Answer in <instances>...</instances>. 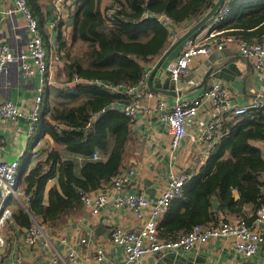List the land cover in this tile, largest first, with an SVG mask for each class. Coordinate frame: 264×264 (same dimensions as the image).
I'll return each mask as SVG.
<instances>
[{
    "label": "trees",
    "instance_id": "obj_1",
    "mask_svg": "<svg viewBox=\"0 0 264 264\" xmlns=\"http://www.w3.org/2000/svg\"><path fill=\"white\" fill-rule=\"evenodd\" d=\"M38 1L27 0V3L46 43L43 30L46 15ZM112 1L121 6L112 25L103 17L102 0L74 4L71 39L65 38L66 31L62 30L66 22L59 21L55 42L59 53H65L62 58L64 83L79 77L114 85H138L145 76L142 63L161 57L171 43L168 28L157 16L165 15L183 24L201 19L215 6V0ZM231 15L220 27L226 31V36L264 41V0L237 2ZM78 43L85 45L84 52L76 53L73 46ZM44 95L47 102L42 108V128L57 144L65 147L64 152L70 157L52 150L46 160L37 163L27 175H21L20 169L19 185L33 198L28 211L21 205L15 207L13 219L6 228L8 247L10 234L30 226L29 213L41 218L49 227H58L64 219L77 215L83 208L82 192L103 189L124 171L126 146L132 139L131 120L115 109L131 103L130 98L88 85H78L71 90L47 86ZM235 118L224 127L226 132L220 149L209 157L205 171L192 175L184 188L181 198L184 212L160 223L159 231L164 239L196 225H216L222 212L247 219L248 206L253 207L255 214L264 203V156L259 145H264V110ZM95 154L101 158L94 160ZM79 160H84L80 175L77 174ZM55 177L58 185L49 191L48 204H45L47 184ZM234 192L239 194L238 200Z\"/></svg>",
    "mask_w": 264,
    "mask_h": 264
},
{
    "label": "built area",
    "instance_id": "obj_2",
    "mask_svg": "<svg viewBox=\"0 0 264 264\" xmlns=\"http://www.w3.org/2000/svg\"><path fill=\"white\" fill-rule=\"evenodd\" d=\"M4 1L7 5L4 14L9 17L21 15L25 21L29 39L25 52L15 53L9 45L0 47V75H3L9 68L19 66L23 81L31 83L37 75H40L42 86L33 100L29 114H26L22 107L6 100L0 105V120L15 122L20 118H27L29 120V137H32L41 122L44 90L47 86H54V82L49 76L52 69L50 70L48 50L39 22L34 18L27 0ZM80 1L84 0H55L54 4L58 10L65 9L68 11L69 6L72 8L76 2ZM239 1L241 0H224L208 25L189 37L183 43V49L177 58L167 63L165 69L167 76L176 87L187 75L197 58L208 57L214 51L222 52L228 44L235 45L243 58L249 61L257 71L264 72V41L260 43L226 36V31L219 29V26L232 13L233 6ZM217 2L218 0H215V4ZM105 8L103 17L109 25H112L114 15L121 9V6L110 0ZM55 17V20H51L48 24L52 37L56 36L58 23L64 18L62 14ZM157 19L168 28L172 45L176 42V31H182V24L173 22L165 15H159ZM172 39L175 40L171 41ZM54 45L56 46V43ZM55 49L58 50V46ZM58 60L60 59L58 58ZM78 85H95L108 94L123 95L130 98L132 102L122 106L121 112L132 122L138 114L155 117L164 122L171 135V147L175 153L181 150L186 142L188 125L199 117L201 109L207 105L210 106L213 116L206 124L201 140L206 143V147H211L214 151L220 146V131L223 129L227 118L242 117L254 110H264V97L250 99L244 106L235 104L230 89L221 81L203 89L191 100L182 98V92L175 88L176 103L170 106L167 101L161 100L155 108L142 103L145 96L144 91L147 90L145 76L143 81L136 86L114 85L108 82L76 77L69 83H63L60 88L71 90ZM206 154L211 156L209 151H206ZM100 158L98 154L93 156L94 160ZM20 166L19 161L5 160L0 154V190L2 191L0 199V264H6L7 259L6 228L14 215L13 198L26 211H28V205L33 198L31 195H27L24 188L19 185ZM134 175V168L126 169L98 194L81 193L83 207L91 211L92 215H99L112 202L118 210L127 209L131 211L140 223L138 228L132 230H126L122 227L111 229V243L119 246L124 254L121 261L108 263L105 248L99 246L95 251L94 264H140L149 256L162 257L169 253H189L199 245H205L219 239L232 242L235 252L246 259H251L264 252V203L255 212L253 223L244 218L229 221L221 217L216 225H196L189 231L180 233L173 238L163 239L160 238V223L168 214L172 203L183 197L184 188L193 176L187 170L171 171L167 188L159 197L151 200L143 193L128 191ZM20 188H23L22 192H19ZM29 215L31 218L30 226L25 228L24 232L16 229L14 234L24 233L22 235L24 243L29 247L41 246L45 250L54 249V237L50 236L49 226L41 218L30 213ZM57 239L65 248L64 254L55 251L53 256L46 258L40 264H78V254L70 244V240L67 237H57ZM89 243L88 238H82L78 245L81 247ZM22 260V257L18 255L11 264H21Z\"/></svg>",
    "mask_w": 264,
    "mask_h": 264
},
{
    "label": "crops",
    "instance_id": "obj_3",
    "mask_svg": "<svg viewBox=\"0 0 264 264\" xmlns=\"http://www.w3.org/2000/svg\"><path fill=\"white\" fill-rule=\"evenodd\" d=\"M54 1L55 0H39L38 3L42 7V12L46 15V22L43 26V30L45 32L46 45L50 54L49 63L50 70H52L49 72V75L52 76L54 72H56V77L60 74L61 77L65 79V61L62 59L65 53L55 51L54 45L49 41V37L46 36V25L49 24V22L53 20V16H55L53 14ZM109 1L110 0H102V13ZM6 8L7 5L5 1L0 0V47L9 45L15 53L25 52L29 39L28 32L25 28V21L21 15L9 17L4 14ZM74 9L75 7L69 8L68 28L64 30L65 25L62 26V30L67 31L70 35L73 28V25H71L73 23L71 13H73L72 11ZM208 12H210V10ZM232 15L230 14L227 20L219 26V29L229 21ZM201 19H192L183 23L182 31H176V40H174L177 41L185 35ZM174 40L172 39L171 41ZM56 46H58L57 43ZM169 47L167 49H169ZM182 49L183 44L163 65L164 77H168L165 70L167 63L175 60ZM58 58L60 60H58ZM159 59L160 57L148 63H142L143 66L145 65V70L146 68L148 69L147 74L145 72L146 83L149 72L153 70ZM56 63L61 65V67L58 65L60 73L57 71L58 67L55 66ZM218 64H234L239 74L237 75L231 71L229 73L230 78H221L218 75L219 69L216 68ZM41 80L42 77L37 75L31 83H26L21 77L19 66L9 68L3 75H0V105L8 100L22 107L25 113L29 114L33 100L38 95V91L42 86ZM217 81L226 84L232 93L233 102L237 105L244 106L250 99L264 97V72L257 71L249 61L240 55L237 47L231 44H228L222 52L214 51L208 57L197 58L187 75L179 82L177 87L175 86V88L182 92V98L191 100L203 89L211 86ZM53 88L60 89L59 86H53ZM146 89L142 101L146 106L155 108L157 103L161 100L167 101L170 106L176 103L177 94H171L170 91H172V89L168 94L152 92L148 88V85ZM50 98L51 97H49V99ZM46 102L44 95L43 109ZM117 108L115 109L121 112V107ZM212 116L213 112L209 105L201 109L199 117L191 121L188 125V136L183 148L175 153L171 147V135L166 124L155 117H147L138 114L137 118L133 122L131 121L130 124L132 139L126 146L124 158V170L129 168L135 169V175L132 178L128 191L143 193L149 199L154 200L167 188L171 171L179 172L187 170L192 175L203 173L210 157L206 154V151H209L212 156L221 146L220 145L219 148L214 151L211 147H206V143L201 140L202 132ZM240 118L241 117L235 119ZM232 121H234V118L226 119L223 129L220 131L219 143H221L222 137L226 132L224 131V127L226 128V124ZM42 124L41 120L36 142L32 145L30 142L32 137H29V120L27 118L23 117L15 122L0 120L1 157L8 161H19L21 164V175H27L37 163L45 161L48 153L52 150L63 152L66 158L70 157L64 152V146L57 144L50 135L45 133ZM259 145L263 150L264 156V145ZM79 162L80 166L77 169L78 175H80L84 160H79ZM57 185V177L48 182L45 204H48L49 191ZM103 189L93 193L98 194L103 191ZM234 197L238 200L239 194L234 192ZM183 212V200L181 198L176 199L162 221L171 220ZM245 215L247 220L253 223L255 219L253 207L248 206L245 210ZM221 217L229 221H235L241 218L226 212H222L220 218ZM138 226H140V223L131 211L127 209L118 210L114 207L112 202L96 216L92 215L91 211L83 207L77 215L64 219L58 227H49L50 236L52 238L54 237V249L45 250L41 246L29 247L24 243V238L22 237L24 233L10 234L9 237L11 242L7 250L6 264H11L13 259L18 255L23 259L21 264H40L45 261L46 258L53 256L55 251L63 255L65 248L58 241L57 237H67L70 240V244L77 251L78 264H94L95 251L99 246L105 248L108 263H117L122 260L124 254L119 246L111 243V229L114 227H122L126 230H132L138 228ZM20 230H22V232L25 231V229ZM82 238H88L90 243L80 247L78 244ZM160 238L164 239L166 237L160 233ZM169 254L163 255L162 257L149 256L141 261L140 264H170L169 261L171 259L165 261L166 256L168 257ZM176 256L177 258L179 257V259H176L178 262L177 264H264V252H261L251 259H246L235 252L232 242L225 239L214 240L208 244L199 245L189 253L179 252L176 253ZM171 264H176V262Z\"/></svg>",
    "mask_w": 264,
    "mask_h": 264
},
{
    "label": "water",
    "instance_id": "obj_4",
    "mask_svg": "<svg viewBox=\"0 0 264 264\" xmlns=\"http://www.w3.org/2000/svg\"><path fill=\"white\" fill-rule=\"evenodd\" d=\"M223 2L224 0H218V2L215 4V6L210 12H208L201 20H199L198 23L192 29H190L185 35H183L175 43H173L169 47V49H167L165 53L160 57L157 64L155 65L153 70L149 72L147 77V85L152 92L168 94V92L172 89V91H170L171 94L173 95L177 94L175 92V84L171 82V80L168 77L163 76L164 73L163 65L168 61L170 56L173 53H175L189 37L199 32L209 23V21L215 16L217 10L219 9V7L222 5ZM216 68L219 69L218 75L221 78L224 77L230 78L229 73L231 71H233L237 75L239 74L234 64H228V65L218 64L216 65ZM147 71L148 69L146 68L145 70L146 74ZM1 197H2V191L0 190V199ZM169 256L168 257L166 256L165 261H169V259H171L169 261L170 264L175 262L176 264L178 263L176 259H179V257L177 258L176 253H170Z\"/></svg>",
    "mask_w": 264,
    "mask_h": 264
},
{
    "label": "rangeland",
    "instance_id": "obj_5",
    "mask_svg": "<svg viewBox=\"0 0 264 264\" xmlns=\"http://www.w3.org/2000/svg\"><path fill=\"white\" fill-rule=\"evenodd\" d=\"M54 6V12H53V14L56 16V15H60V14H62L63 15V20L66 22V24H64L63 26H64V30H66L68 27H67V24H68V21H69V19H68V16H69V13H70V11H69V9H68V11H65V9L64 10H58L56 7H55V4L53 5ZM66 12H67V14H66ZM74 23V22H73ZM73 23L71 24V25H73ZM70 32H71V30H70ZM46 33L48 34V36H49V41L54 45L56 42V36L55 37H52L51 36V34H50V30L48 29V24L46 25ZM68 36H70V34L66 31V36H65V38H68V39H71V37H68ZM70 44V43H69ZM73 48H75L76 49V53H78V51L80 52L81 51V53L82 52H84L86 49H85V45L84 44H82V43H78V44H76L75 46H73ZM54 49H55V45H54ZM47 50H48V48H47ZM55 51H58L57 49H55ZM59 52V51H58ZM48 60H50V54H49V50H48ZM58 65L61 67V65L60 64H57L56 63V67H58ZM55 71V70H54ZM57 71H59V73H60V68L58 67L57 68ZM50 76V78H51V80L54 82V86H59V87H61V85L64 83V78H62L61 77V75L60 74H58L57 75V77H56V72H54V74L51 76V75H49ZM38 133H39V125L37 126V129H36V131H35V133H34V135L32 136V139L30 140V142H31V144L32 145H34L35 144V142H36V139H37V136H38ZM23 191V188H20L19 189V192H22ZM18 205H20L19 204V202L15 199V198H13V203H12V208L13 209H15V207H17Z\"/></svg>",
    "mask_w": 264,
    "mask_h": 264
},
{
    "label": "clouds",
    "instance_id": "obj_6",
    "mask_svg": "<svg viewBox=\"0 0 264 264\" xmlns=\"http://www.w3.org/2000/svg\"><path fill=\"white\" fill-rule=\"evenodd\" d=\"M44 105V104H43Z\"/></svg>",
    "mask_w": 264,
    "mask_h": 264
}]
</instances>
